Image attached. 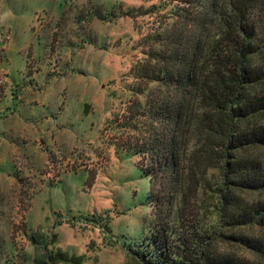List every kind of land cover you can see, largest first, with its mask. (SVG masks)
I'll return each instance as SVG.
<instances>
[{
    "label": "rangeland",
    "instance_id": "374dc122",
    "mask_svg": "<svg viewBox=\"0 0 264 264\" xmlns=\"http://www.w3.org/2000/svg\"><path fill=\"white\" fill-rule=\"evenodd\" d=\"M177 7L0 0V264H141L137 245L157 260L150 179L139 155L114 144L111 122L131 101L145 38L172 23ZM203 165L190 179L194 212L183 218L177 202L168 222L171 248L183 247L187 229L191 239L208 232L217 263L250 259L236 239L256 230L219 228L221 170Z\"/></svg>",
    "mask_w": 264,
    "mask_h": 264
},
{
    "label": "trees",
    "instance_id": "16d2710c",
    "mask_svg": "<svg viewBox=\"0 0 264 264\" xmlns=\"http://www.w3.org/2000/svg\"><path fill=\"white\" fill-rule=\"evenodd\" d=\"M169 1L178 12L145 38L131 101L111 122L114 144L142 159L157 225L151 241L163 245L157 260L148 246L137 245V257L141 264H264V0ZM195 131L203 143L192 151ZM211 161L205 170L219 168L223 178L219 228L256 230L236 239L250 250L245 261L217 263L208 232L191 239L186 229L183 247L171 248L175 205L183 218L194 212L190 179Z\"/></svg>",
    "mask_w": 264,
    "mask_h": 264
},
{
    "label": "crops",
    "instance_id": "0c3cea01",
    "mask_svg": "<svg viewBox=\"0 0 264 264\" xmlns=\"http://www.w3.org/2000/svg\"><path fill=\"white\" fill-rule=\"evenodd\" d=\"M84 120L91 122L89 117H84Z\"/></svg>",
    "mask_w": 264,
    "mask_h": 264
}]
</instances>
